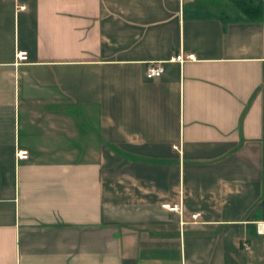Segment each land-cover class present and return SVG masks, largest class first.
Wrapping results in <instances>:
<instances>
[{
	"label": "crops",
	"instance_id": "obj_1",
	"mask_svg": "<svg viewBox=\"0 0 264 264\" xmlns=\"http://www.w3.org/2000/svg\"><path fill=\"white\" fill-rule=\"evenodd\" d=\"M259 1L0 0V264H264Z\"/></svg>",
	"mask_w": 264,
	"mask_h": 264
},
{
	"label": "built area",
	"instance_id": "obj_2",
	"mask_svg": "<svg viewBox=\"0 0 264 264\" xmlns=\"http://www.w3.org/2000/svg\"><path fill=\"white\" fill-rule=\"evenodd\" d=\"M20 8H23V7H20ZM15 59H16V63L24 61L26 59L25 53L24 52L17 53L15 55ZM187 60H191V57L183 58L181 55H176V56L170 58L171 62H175L177 64H182L183 62H185ZM161 74H162V68L159 64H150L149 66L146 67L145 78L148 80L158 78ZM173 149L176 150L177 148L174 146ZM15 158L17 160H25L27 158V153L25 151H18L15 153ZM162 207L164 209H166L167 211H170V212H177L179 210V208L176 205H173V206L164 205ZM196 216L197 215H193V216H191V218L195 219ZM257 231L264 233V228L259 227Z\"/></svg>",
	"mask_w": 264,
	"mask_h": 264
},
{
	"label": "trees",
	"instance_id": "obj_3",
	"mask_svg": "<svg viewBox=\"0 0 264 264\" xmlns=\"http://www.w3.org/2000/svg\"><path fill=\"white\" fill-rule=\"evenodd\" d=\"M237 8L249 20L258 21L261 19L262 8L259 0H234Z\"/></svg>",
	"mask_w": 264,
	"mask_h": 264
}]
</instances>
